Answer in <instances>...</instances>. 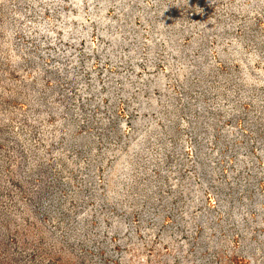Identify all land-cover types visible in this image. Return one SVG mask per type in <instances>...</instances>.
Returning <instances> with one entry per match:
<instances>
[{
    "label": "rangeland",
    "instance_id": "obj_1",
    "mask_svg": "<svg viewBox=\"0 0 264 264\" xmlns=\"http://www.w3.org/2000/svg\"><path fill=\"white\" fill-rule=\"evenodd\" d=\"M0 264H264V0H0Z\"/></svg>",
    "mask_w": 264,
    "mask_h": 264
}]
</instances>
